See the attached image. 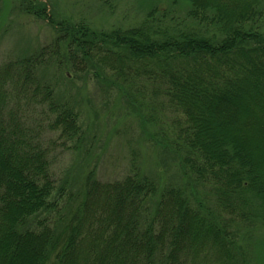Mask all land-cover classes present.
Segmentation results:
<instances>
[{
  "label": "trees",
  "instance_id": "obj_1",
  "mask_svg": "<svg viewBox=\"0 0 264 264\" xmlns=\"http://www.w3.org/2000/svg\"><path fill=\"white\" fill-rule=\"evenodd\" d=\"M171 1L189 5L185 26L61 22L52 50L0 68V264H245L221 218L264 222V0ZM24 10L56 29L46 5ZM51 67L114 80L155 147L144 110L165 102L182 119L167 150L217 206L203 215L137 165L114 181L87 166L69 190L59 185L54 136L73 143L82 130L46 80Z\"/></svg>",
  "mask_w": 264,
  "mask_h": 264
},
{
  "label": "rangeland",
  "instance_id": "obj_2",
  "mask_svg": "<svg viewBox=\"0 0 264 264\" xmlns=\"http://www.w3.org/2000/svg\"><path fill=\"white\" fill-rule=\"evenodd\" d=\"M31 1L0 0V68L42 48H53L61 22L84 24L92 31L111 33L136 28L154 18L172 20L173 25L179 26L190 20L189 5L182 2L174 5L171 0H33L46 5L55 29L48 20L36 19L24 10ZM84 70L80 68L77 73L64 70L63 74L54 67L48 70L46 80H52L56 100L75 110L82 130L81 137L73 143L54 136L56 153L52 172L58 184L68 181L66 190H69L88 167L96 168L100 180L114 181L137 165L159 180L162 187L185 191L186 197L192 198L190 201L196 207L200 206L203 215L217 206L212 187L197 184L190 175L184 177L178 157L167 150L169 145L172 150L174 132L182 119L163 101L144 110L154 120L149 131L156 139L155 147L142 133L141 118L128 110L122 95L109 86L115 81L109 78L100 81L94 71ZM221 220L236 251H240V259L245 264H264L263 220L228 214Z\"/></svg>",
  "mask_w": 264,
  "mask_h": 264
}]
</instances>
